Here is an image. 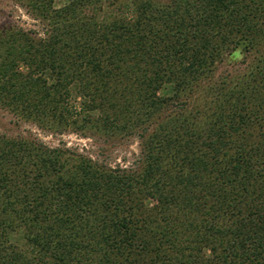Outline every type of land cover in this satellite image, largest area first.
Masks as SVG:
<instances>
[{
	"label": "trees",
	"instance_id": "1",
	"mask_svg": "<svg viewBox=\"0 0 264 264\" xmlns=\"http://www.w3.org/2000/svg\"><path fill=\"white\" fill-rule=\"evenodd\" d=\"M19 1L45 36L0 28V106L137 135L141 156L111 169L0 135V264H264V54L211 82L264 47V0Z\"/></svg>",
	"mask_w": 264,
	"mask_h": 264
},
{
	"label": "rangeland",
	"instance_id": "2",
	"mask_svg": "<svg viewBox=\"0 0 264 264\" xmlns=\"http://www.w3.org/2000/svg\"><path fill=\"white\" fill-rule=\"evenodd\" d=\"M68 0H55V8L63 7ZM14 27L24 32H33L40 37H44L45 26L38 19H35L31 10L19 0H0V28ZM250 53L235 51L232 55L226 56L224 62L218 64L212 84L220 82L232 83L239 76L248 74L251 69L259 65L261 55L264 54V47ZM261 54V55H260ZM225 83V82H224ZM170 88H162L160 95L171 94ZM69 106L74 107L73 117L79 118L80 104L82 98L73 92L68 100ZM94 118H98L99 112L91 113ZM77 115V116H76ZM73 118V119H74ZM80 120V119H79ZM75 125L70 123L67 129H60L49 125L39 127L35 121L20 117L8 108L0 106V135L17 138L27 137L38 141L40 144L51 149H66L68 152L62 156L64 159L75 158L79 161L78 155L91 159L96 165H102L111 169L135 167L141 156L140 139L137 135H115L109 136L105 132H100L86 124ZM77 155V156H76ZM154 202L151 201L150 204ZM11 241L18 247L23 246V234L15 233Z\"/></svg>",
	"mask_w": 264,
	"mask_h": 264
}]
</instances>
